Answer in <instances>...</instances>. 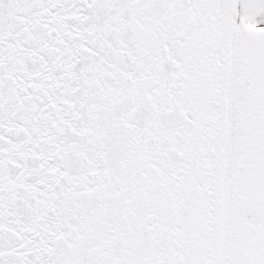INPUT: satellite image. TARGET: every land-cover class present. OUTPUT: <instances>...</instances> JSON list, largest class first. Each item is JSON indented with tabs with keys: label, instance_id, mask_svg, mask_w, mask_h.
Returning a JSON list of instances; mask_svg holds the SVG:
<instances>
[{
	"label": "snow or ice",
	"instance_id": "6c2138e0",
	"mask_svg": "<svg viewBox=\"0 0 264 264\" xmlns=\"http://www.w3.org/2000/svg\"><path fill=\"white\" fill-rule=\"evenodd\" d=\"M0 264H264V0H0Z\"/></svg>",
	"mask_w": 264,
	"mask_h": 264
}]
</instances>
